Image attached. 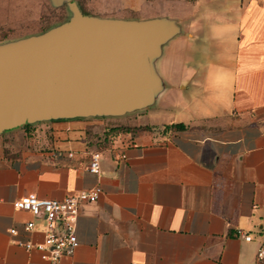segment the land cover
<instances>
[{
	"label": "crops",
	"instance_id": "0c3cea01",
	"mask_svg": "<svg viewBox=\"0 0 264 264\" xmlns=\"http://www.w3.org/2000/svg\"><path fill=\"white\" fill-rule=\"evenodd\" d=\"M166 1L178 5L168 14L181 34L153 64L155 105L0 133V264H45L40 250L14 243H41L45 229L18 199L96 185L101 195L77 219L79 244L58 264H255L264 243V0ZM153 17L162 16L135 19ZM118 126L135 129L110 146ZM94 152L98 173L88 170Z\"/></svg>",
	"mask_w": 264,
	"mask_h": 264
},
{
	"label": "water",
	"instance_id": "95a60500",
	"mask_svg": "<svg viewBox=\"0 0 264 264\" xmlns=\"http://www.w3.org/2000/svg\"><path fill=\"white\" fill-rule=\"evenodd\" d=\"M72 16L0 44V133L50 119L118 116L153 103L151 65L179 32L172 18H102L66 0Z\"/></svg>",
	"mask_w": 264,
	"mask_h": 264
},
{
	"label": "rangeland",
	"instance_id": "374dc122",
	"mask_svg": "<svg viewBox=\"0 0 264 264\" xmlns=\"http://www.w3.org/2000/svg\"><path fill=\"white\" fill-rule=\"evenodd\" d=\"M71 2L87 15L102 18L135 19L152 15L170 18L171 15L168 13L172 9H179L178 5H171L166 0H71ZM71 16L66 0H0V44L41 34L67 21ZM180 34L179 30L175 36ZM168 43L169 41L163 43L159 55L151 59L152 67L156 60L165 55ZM157 100L155 97L152 104L155 105ZM114 118L116 121L119 120L118 117Z\"/></svg>",
	"mask_w": 264,
	"mask_h": 264
},
{
	"label": "built area",
	"instance_id": "2783aa9c",
	"mask_svg": "<svg viewBox=\"0 0 264 264\" xmlns=\"http://www.w3.org/2000/svg\"><path fill=\"white\" fill-rule=\"evenodd\" d=\"M119 157L124 159L126 155L121 153ZM100 158V152H94L90 155L88 164L90 172L98 173ZM101 193V187L96 185L90 189L68 192L60 198L26 196L18 199L14 206L17 209L30 212L34 217H42L45 222V229L41 243L33 244L21 239L14 240V243L26 250L32 248L40 250L42 252L41 258L45 264H58L62 257L72 256L79 244L76 224L80 210L85 204L96 202ZM34 227V220H30L24 224L23 228L25 231H31ZM8 233L11 236H16L17 229L9 228ZM239 233L243 239H251L249 234ZM255 264H264V243L257 249Z\"/></svg>",
	"mask_w": 264,
	"mask_h": 264
},
{
	"label": "trees",
	"instance_id": "16d2710c",
	"mask_svg": "<svg viewBox=\"0 0 264 264\" xmlns=\"http://www.w3.org/2000/svg\"><path fill=\"white\" fill-rule=\"evenodd\" d=\"M82 12V11H81ZM83 14H86V13H84V12H82ZM87 15V14H86ZM29 124H31V123H26V124H24L23 126H27V125H29ZM171 127H173V128H176V129H184L185 128V126L183 125V124H181V123H178V124H173V125H171ZM135 128H129V127H126V126H118L117 128H116V131L115 132H113V133H110V137L109 138H107L108 139V143L110 144V146H112V142H113V140L117 137V135L118 134H120V133H122V132H128V131H130V130H134ZM104 141H106V139L104 140ZM103 141V142H104Z\"/></svg>",
	"mask_w": 264,
	"mask_h": 264
}]
</instances>
